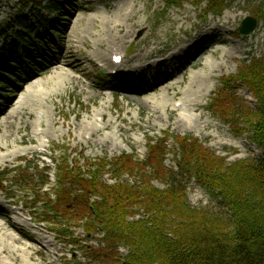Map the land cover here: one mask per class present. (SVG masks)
<instances>
[{
  "label": "rangeland",
  "instance_id": "1",
  "mask_svg": "<svg viewBox=\"0 0 264 264\" xmlns=\"http://www.w3.org/2000/svg\"><path fill=\"white\" fill-rule=\"evenodd\" d=\"M225 1L228 7L220 16H213L205 14V4L197 6L195 0H180V7L170 8L165 14L163 9L166 4H173L174 1L76 0V8L69 10L65 21H62L64 32L58 37L60 49L55 48V55L48 51L50 58H58L62 64L26 76V80L34 79L27 84L21 83L20 89L13 94L17 97L9 110H5L7 103L0 110V173H3L0 176V202L10 214L9 217H0V261L5 264H27L26 257L30 256L38 264H88L84 246L96 245L95 238H85L70 206L57 207L56 203L57 217L54 209L44 206H36V212L30 211V203L25 205V195L16 191V185L23 186L15 181L19 175H23L24 181L35 188L38 180L29 173L48 167L54 184V163H61L63 159L74 164L76 157L84 165L80 155L94 161L133 153L141 160L146 154V138L162 137L163 133L197 138L205 148L229 162L260 156L259 149L251 142L249 135L252 129L248 123H240L239 127L244 129V133L235 135L228 125L206 111L221 77L234 74L239 62L264 54V19L247 36L237 32L241 21L250 15L251 7H259L258 1ZM21 4V0H0V32L6 20L14 17L15 11L22 8ZM23 11L26 13L29 8ZM41 13L46 20L53 17V12L44 8ZM129 17L132 20H128ZM200 33L205 36L203 42L197 44L195 48L198 50L192 52L197 66L178 64L179 70L171 80V84H174L172 90H159L151 94L113 93L94 82L100 70L98 64L103 61L97 56L106 55L108 61L113 52L110 51L111 47L124 56V66L121 68L128 70V64L137 63L136 59L143 55L148 60L141 65L148 61H163L179 47L188 50L197 43L192 41ZM125 34L128 36L125 37ZM115 38L118 40L114 41ZM3 41L4 36L0 34V45ZM131 49L132 55H129ZM204 64H212L214 68L210 76L204 75L206 80H201L197 74H204ZM170 67L164 66L161 71H171ZM105 71L109 73L110 69L106 67ZM212 85L213 89L206 93ZM10 89L17 90L14 87ZM238 94L254 107V99L245 90H240ZM8 99L12 97L8 96ZM178 101L185 106L178 109ZM195 101L197 107L192 105ZM172 109L177 112H172ZM231 112L229 107L223 110L226 116ZM179 114L185 118L184 121H179ZM38 116L40 122L37 121ZM231 120L235 124L239 122L237 118ZM204 123L208 127L204 128ZM38 131L45 135L38 136ZM21 159L27 161V166L21 167L17 175L16 172L7 173L18 169ZM173 159L170 151L164 163L171 166ZM28 166L29 170L26 169ZM109 178L108 174L105 175V182L110 183V180L107 181ZM155 185L163 188L161 184ZM37 199L47 201L41 194ZM186 199L192 207L221 211L216 199L193 182L187 186ZM21 202L25 203L24 206ZM60 203L64 204L62 201ZM51 205L46 204L48 207ZM45 217L53 221L49 222L51 226L43 222ZM9 218L19 224L9 223ZM59 222H65L66 226L62 227L68 233H73L70 239L58 234ZM45 238L52 240V245L49 251L39 253L37 250L42 249ZM74 241L76 245H72ZM122 253L125 255V250ZM40 258L44 259L43 263H40Z\"/></svg>",
  "mask_w": 264,
  "mask_h": 264
},
{
  "label": "trees",
  "instance_id": "2",
  "mask_svg": "<svg viewBox=\"0 0 264 264\" xmlns=\"http://www.w3.org/2000/svg\"><path fill=\"white\" fill-rule=\"evenodd\" d=\"M44 1L47 0L25 3L34 2L38 7ZM205 1L207 13L214 15H220L226 7L224 0ZM54 4L47 2L50 7H55ZM261 9H264V0H260L259 7H254V15L263 17ZM17 16L15 23L24 28L22 16ZM18 35L14 31L16 39L30 48L25 37L21 39ZM15 51L13 41L0 48V67L2 61H13ZM220 82L222 88L213 103L220 102L223 110L231 108L233 117L250 125L251 140L262 151L261 157L256 162L242 160L226 164L199 146L196 140L179 139L178 143L184 159L182 166L189 168V162H195L199 183L216 197L225 209L222 213L191 207L182 181L156 161L153 154L147 159L149 165L157 164V168L152 167V177L163 182L165 190L156 189L151 178L144 174L140 185H106L101 181L106 166L102 163L90 166L87 180L83 179L79 168L71 169L67 165L59 171L60 178L71 179L72 184L101 197L92 206L83 202L75 209L76 216L82 219L89 213L83 225L85 232L103 231L112 255L117 244L127 247L126 264H264V55L253 58L248 64L241 63L235 75ZM236 82L256 99V108L247 107L234 95L232 88ZM217 113L231 122L222 111ZM161 146L162 142L152 149L161 152ZM130 158L124 155L115 160L114 176L133 175L144 169ZM61 193L63 199L68 198L65 191ZM141 210L142 218L129 221ZM108 257L109 254L96 252L92 260L97 262L102 258L104 261ZM114 262L117 264V259Z\"/></svg>",
  "mask_w": 264,
  "mask_h": 264
},
{
  "label": "bare ground",
  "instance_id": "3",
  "mask_svg": "<svg viewBox=\"0 0 264 264\" xmlns=\"http://www.w3.org/2000/svg\"><path fill=\"white\" fill-rule=\"evenodd\" d=\"M128 20H132L130 17H129V19ZM126 36H128V35H126L125 34V37ZM101 40H103L102 39V36H101V38H100ZM125 39V38H124ZM96 40H99V38H97ZM118 40V39H117ZM116 40V38H115V40L114 41H117ZM182 48V47H181ZM145 57H146V55H143L142 57H140L141 59H145ZM98 58L99 59H103V60H106V58H105V56H102V55H99L98 56ZM197 60H194V62H193V65L194 66H197V62H196ZM61 64V62L60 61H58L57 62V64ZM56 64V65H57ZM105 65H107L106 63H105ZM51 66L53 67V68H55V66H54V63H51ZM52 67H50L51 69H53ZM213 68H214V66L212 65V64H204V67H203V72H204V74H197V77L199 78V79H201V80H206V77L207 76H210L211 75V73L213 72ZM204 75H206V77L204 76ZM163 85V84H162ZM162 85H159V86H162ZM158 87V86H157ZM156 87V88H157ZM164 88H165V90L167 91V90H169V89H172L173 88V85H167V86H164ZM213 89V85L211 86V88L209 87L208 88V90H207V92L206 93H208L209 91H211ZM148 90L150 91V90H154V88H148ZM206 95H208V94H206ZM184 101H186V98H184ZM178 102H181V101H178ZM183 102V101H182ZM193 107H196L197 106V102L195 101L193 104ZM185 105H184V103H181V107H184ZM165 108V107H164ZM185 111V110H184ZM172 112H176V110H173L172 109ZM178 117H179V121L180 122H182V121H184V117L183 116H181L180 114L178 115ZM203 127L205 128V127H208V124H206V123H204V125H203ZM202 127V128H203ZM40 135H45L44 133H39ZM10 153H13V152H10ZM45 240V245H43L44 247L42 248V249H39L38 251L39 252H42L44 249H46L47 251H49L48 250V248L49 247H51V245H52V241H49V240H47L46 238L44 239ZM13 241H14V239H13ZM13 243V242H12ZM22 254H24V252H22ZM26 263L27 264H38V263H35V262H33L32 260H31V258H30V256H27L26 257ZM0 264H5V263H3L2 261H0ZM45 264H51L50 262H46Z\"/></svg>",
  "mask_w": 264,
  "mask_h": 264
},
{
  "label": "water",
  "instance_id": "4",
  "mask_svg": "<svg viewBox=\"0 0 264 264\" xmlns=\"http://www.w3.org/2000/svg\"><path fill=\"white\" fill-rule=\"evenodd\" d=\"M256 22L252 18H247L242 22V25L240 27V33L241 34H248L255 28Z\"/></svg>",
  "mask_w": 264,
  "mask_h": 264
}]
</instances>
